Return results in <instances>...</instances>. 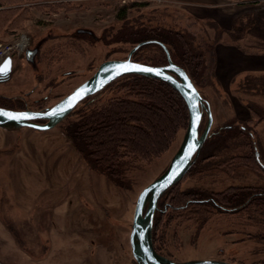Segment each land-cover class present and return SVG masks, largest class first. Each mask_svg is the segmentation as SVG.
<instances>
[{
	"label": "rangeland",
	"instance_id": "rangeland-1",
	"mask_svg": "<svg viewBox=\"0 0 264 264\" xmlns=\"http://www.w3.org/2000/svg\"><path fill=\"white\" fill-rule=\"evenodd\" d=\"M37 1L21 5L22 17L9 6L1 11L0 48L21 42L23 35L29 43L27 50L44 43L33 64L26 60V50L18 49L11 55L13 71L8 81L0 83V105L15 110L52 107L90 79L104 61L128 57L127 45L109 46L103 41L112 39L122 26L120 9L130 2L148 4L130 9V21L152 26L161 22L165 27L189 30L201 46L214 40L207 23H185L174 11L167 17L160 0H50L49 8L38 6L48 0ZM15 17L18 27H9ZM181 19L180 26L177 22ZM82 30L86 35L78 34ZM87 31L94 39L87 36ZM202 93L211 105L214 124H223L232 116L214 89L209 87ZM243 98L264 104L263 95ZM232 103L241 118L249 115L235 93ZM258 131L264 142V121ZM183 134L164 157L140 175L132 190H121L90 167L60 124L49 130L0 128V264H20L21 248L13 247L16 235L27 236V242L34 243L23 247L29 261L21 264H137L130 233L138 196L168 168ZM198 179L185 176L181 189L201 186L218 192L230 185L255 181H229L222 175ZM165 225V218L159 214L157 247H162L161 255L172 262L252 264L264 259V252L257 250L260 245L250 240L249 234L255 230L241 228L225 217L212 220L201 230L194 222H173L168 228ZM36 259L43 260L32 263Z\"/></svg>",
	"mask_w": 264,
	"mask_h": 264
},
{
	"label": "trees",
	"instance_id": "trees-1",
	"mask_svg": "<svg viewBox=\"0 0 264 264\" xmlns=\"http://www.w3.org/2000/svg\"><path fill=\"white\" fill-rule=\"evenodd\" d=\"M232 1L264 6V0ZM29 2L38 3L37 0H0V20L4 6L18 11L17 15L22 17L24 12L20 7ZM49 3L50 0L38 6L49 8ZM147 5L133 1L122 6L118 16V20L123 22L122 26L112 39L102 41L109 46L127 45L130 52L140 43L152 42L132 56L133 61L150 66L168 64L167 52L161 45L164 44L173 62L186 70L204 98L202 90L206 88L221 92L218 93L219 97L232 116L223 124H213L186 176H197L198 180L204 181L208 177L222 175L229 181L241 183L255 179L250 184L230 185L218 192L201 186L181 189L183 180L171 187L158 203L153 228L154 247L162 254V247H157L155 232L160 214L165 218L167 228L173 222H194L198 230L218 217H225L241 228H253L255 233L249 234L250 240L260 245L257 250L264 252V142L258 131V126L264 121V104L243 98L264 97V73L248 74L229 91L225 90L215 77L214 55L215 46L223 38V30L218 31L217 25L212 22L207 23V27L215 30L213 43L209 42L208 47L199 45L198 38L189 30L165 27L161 22L152 26L128 20L130 9ZM9 22V27H18L16 17ZM243 30L235 28L231 38L237 40ZM87 36L94 39L90 34ZM43 46L44 43L40 44L39 52ZM234 93L239 104L249 112L245 118H241L237 108L232 105ZM0 107L13 109L3 104ZM189 121L185 100L168 83L140 75H127L81 102L60 126L94 171L108 177L117 188L132 190L138 184L140 175L171 150L179 134H185ZM207 122L205 113L200 126L201 134ZM162 242L166 244L165 240ZM252 264H264V259Z\"/></svg>",
	"mask_w": 264,
	"mask_h": 264
},
{
	"label": "water",
	"instance_id": "water-1",
	"mask_svg": "<svg viewBox=\"0 0 264 264\" xmlns=\"http://www.w3.org/2000/svg\"><path fill=\"white\" fill-rule=\"evenodd\" d=\"M79 33L85 32L82 30ZM86 33L90 34L89 31ZM148 43L152 42L138 44L129 53L127 59L104 61L90 79L52 107L40 111L0 107V128L52 129L62 123L81 102L98 94L123 76L140 75L168 83L185 100L189 109L190 121L182 143L168 168L160 177L145 187L138 196L130 233L133 258L137 264H235L213 260L175 263L159 254L154 247L153 228L158 203L171 187L181 182L188 174L211 132L214 116L210 103L201 95L186 70L173 62L171 54L164 44L161 45L167 52V65L150 66L132 60L133 54ZM39 48L40 44L35 49L27 50L26 60L29 63L33 64L35 62ZM13 62L12 57L6 58L0 67V77H10L13 71ZM78 93L79 95H77ZM205 113L208 116V122L201 134L200 126ZM43 121L45 123H42Z\"/></svg>",
	"mask_w": 264,
	"mask_h": 264
},
{
	"label": "crops",
	"instance_id": "crops-1",
	"mask_svg": "<svg viewBox=\"0 0 264 264\" xmlns=\"http://www.w3.org/2000/svg\"><path fill=\"white\" fill-rule=\"evenodd\" d=\"M169 17L180 13L185 23H214L223 30L222 40L215 46V77L224 88L235 86L248 74L264 73V6L261 4H237L232 0H160ZM176 10V11H175ZM173 12V13H174ZM182 14V15H181ZM167 17H165L167 19ZM182 23L178 21V23ZM235 28H243L237 40L231 38ZM215 35V30H212ZM212 35V36H214ZM17 240L14 248L20 249L19 261H29L23 247L34 246L27 236ZM17 237V238H16ZM23 240V242L21 241ZM14 256V255H13ZM15 257V256H14ZM16 258V257H15ZM17 259V258H16ZM15 260V259H14ZM43 259H36L37 263Z\"/></svg>",
	"mask_w": 264,
	"mask_h": 264
},
{
	"label": "built area",
	"instance_id": "built-area-1",
	"mask_svg": "<svg viewBox=\"0 0 264 264\" xmlns=\"http://www.w3.org/2000/svg\"><path fill=\"white\" fill-rule=\"evenodd\" d=\"M29 43L27 41V38L25 35L21 38V42L15 44V45H8L6 47L0 48V67L5 61L6 58L11 57V55L14 54L15 50H26Z\"/></svg>",
	"mask_w": 264,
	"mask_h": 264
},
{
	"label": "flooded vegetation",
	"instance_id": "flooded-vegetation-1",
	"mask_svg": "<svg viewBox=\"0 0 264 264\" xmlns=\"http://www.w3.org/2000/svg\"><path fill=\"white\" fill-rule=\"evenodd\" d=\"M9 79H10V77H5V78L0 77V83H4L5 81H8ZM43 110H45V109H43ZM42 123H45V122L43 121Z\"/></svg>",
	"mask_w": 264,
	"mask_h": 264
},
{
	"label": "snow or ice",
	"instance_id": "snow-or-ice-1",
	"mask_svg": "<svg viewBox=\"0 0 264 264\" xmlns=\"http://www.w3.org/2000/svg\"><path fill=\"white\" fill-rule=\"evenodd\" d=\"M189 87H190V85H189ZM77 95H79V93Z\"/></svg>",
	"mask_w": 264,
	"mask_h": 264
}]
</instances>
